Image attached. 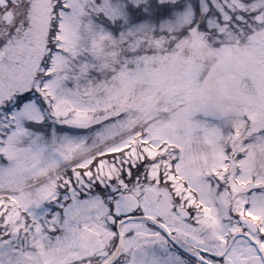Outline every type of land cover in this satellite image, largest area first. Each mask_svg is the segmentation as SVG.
<instances>
[{
	"label": "snow or ice",
	"instance_id": "1",
	"mask_svg": "<svg viewBox=\"0 0 264 264\" xmlns=\"http://www.w3.org/2000/svg\"><path fill=\"white\" fill-rule=\"evenodd\" d=\"M0 264H264V0H0Z\"/></svg>",
	"mask_w": 264,
	"mask_h": 264
}]
</instances>
